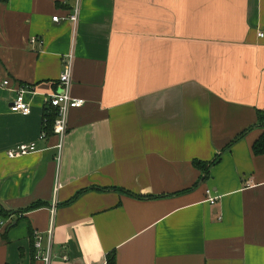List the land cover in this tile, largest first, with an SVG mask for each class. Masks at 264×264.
I'll return each mask as SVG.
<instances>
[{
  "label": "crops",
  "instance_id": "obj_1",
  "mask_svg": "<svg viewBox=\"0 0 264 264\" xmlns=\"http://www.w3.org/2000/svg\"><path fill=\"white\" fill-rule=\"evenodd\" d=\"M71 50L85 104L57 171L56 137H38ZM20 87L28 116L10 111ZM257 111L264 0L0 1V264H43L52 212L51 264H264ZM28 142L39 151L7 158ZM216 156L204 179L194 163Z\"/></svg>",
  "mask_w": 264,
  "mask_h": 264
},
{
  "label": "built area",
  "instance_id": "obj_2",
  "mask_svg": "<svg viewBox=\"0 0 264 264\" xmlns=\"http://www.w3.org/2000/svg\"><path fill=\"white\" fill-rule=\"evenodd\" d=\"M79 0H77L78 2ZM78 15H79V7L78 5L74 8L73 13L67 16L65 19L69 20L73 24V29L75 31L77 23H78ZM54 22H58L59 18H52ZM259 37H262L263 34L258 33ZM31 43H36V39H32ZM73 59L74 54L73 50L66 56V62L64 64V68L59 75V85H60V93L52 94L44 99V102L47 106L53 109L55 113V119L52 126L53 136L56 137L57 142L53 149L56 151L55 162L57 166V171L59 170L65 140L68 135V115L69 112L73 109H78L84 106L85 101L83 99L74 98L70 94V86L72 83V73H73ZM4 86H8L9 82L4 81ZM32 94L31 90L20 87L16 92V96L11 103L10 111L15 114H20L22 116H28L31 113L30 103L26 101L25 95ZM46 138V133L43 131L39 137V141H43ZM39 151L36 142H28L15 146L7 150L6 156L9 159H17L22 158L24 156H28L31 154H35ZM247 186H251L250 182H248ZM60 188L58 176L55 181V189L54 193ZM205 195L207 198L208 204L214 206L217 202L218 197H213L211 190L207 189L205 191ZM4 222L0 219V228L3 226ZM53 234H54V212L51 214L50 225L47 231L45 232V237L42 234L36 233L34 236V249L36 250V259L43 262V264H51L53 254H52V244H53ZM63 261H67L66 258L62 259ZM74 264V263H72Z\"/></svg>",
  "mask_w": 264,
  "mask_h": 264
},
{
  "label": "trees",
  "instance_id": "obj_3",
  "mask_svg": "<svg viewBox=\"0 0 264 264\" xmlns=\"http://www.w3.org/2000/svg\"><path fill=\"white\" fill-rule=\"evenodd\" d=\"M0 1L5 2L7 0H0ZM256 116H257V122H258L259 128H261L263 130V132H262L261 136L253 143L252 151H253L254 155L260 156V155H264V111H257ZM54 119H55V113H54L53 109L50 108L44 115V132L48 135L52 134V126H53ZM246 132L247 131H244L241 135H239L237 138H235L231 144H233L236 141H238L239 139H241L246 134ZM219 157L220 156H216V158L209 163H202V162H195L194 163V165L199 170H201L205 173L204 179L206 178V176L208 174L209 167L216 164L219 161ZM39 205H40L39 203H36V204L30 206L28 209L38 207ZM10 214H11L10 212L0 211V217H2V218H6ZM106 264H114V255L113 254H111V256L109 255V257L107 258Z\"/></svg>",
  "mask_w": 264,
  "mask_h": 264
}]
</instances>
